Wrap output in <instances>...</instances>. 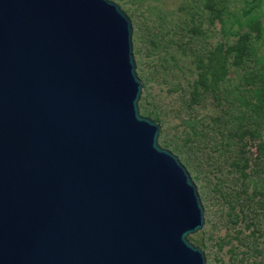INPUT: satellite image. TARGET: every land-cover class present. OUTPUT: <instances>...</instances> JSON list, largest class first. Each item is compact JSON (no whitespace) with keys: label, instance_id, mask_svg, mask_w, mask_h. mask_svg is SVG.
Instances as JSON below:
<instances>
[{"label":"water","instance_id":"obj_1","mask_svg":"<svg viewBox=\"0 0 264 264\" xmlns=\"http://www.w3.org/2000/svg\"><path fill=\"white\" fill-rule=\"evenodd\" d=\"M131 32L110 0H0V264L205 263Z\"/></svg>","mask_w":264,"mask_h":264},{"label":"rangeland","instance_id":"obj_2","mask_svg":"<svg viewBox=\"0 0 264 264\" xmlns=\"http://www.w3.org/2000/svg\"><path fill=\"white\" fill-rule=\"evenodd\" d=\"M110 1L131 25L139 115L158 124V146L184 167L203 208V226L188 241L202 250L204 264H264V165L256 164L254 142L224 143L228 135L210 119L218 115L216 102L188 96L199 72L195 58L206 62L214 44L237 42L254 29L264 50V0ZM219 11L224 18L217 19ZM230 76L237 83L238 70ZM192 133L189 149L183 140Z\"/></svg>","mask_w":264,"mask_h":264},{"label":"trees","instance_id":"obj_3","mask_svg":"<svg viewBox=\"0 0 264 264\" xmlns=\"http://www.w3.org/2000/svg\"><path fill=\"white\" fill-rule=\"evenodd\" d=\"M217 13V19L224 18V13ZM244 33L237 42L214 44L206 54L210 56L206 62L205 59L195 58L197 64L194 67L199 68V72L191 82L188 96L192 101L206 96L215 101L217 106L213 113L217 110L218 115L210 119L228 135L223 142H254L256 164L264 165V50H261L260 44L256 45L260 37L257 30L249 29ZM193 47L196 48V44ZM231 68L239 72L237 83L230 76ZM190 129L194 131V125L190 124ZM176 134L179 139L183 137L181 132ZM194 135L192 133L183 140L190 143L189 149H194L191 146ZM234 162L238 164L241 161ZM247 163V159H244L241 165L246 168ZM240 171L244 172L245 169Z\"/></svg>","mask_w":264,"mask_h":264}]
</instances>
